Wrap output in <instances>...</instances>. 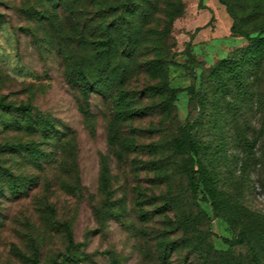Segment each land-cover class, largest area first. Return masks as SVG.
Returning <instances> with one entry per match:
<instances>
[{"label":"rangeland","instance_id":"obj_1","mask_svg":"<svg viewBox=\"0 0 264 264\" xmlns=\"http://www.w3.org/2000/svg\"><path fill=\"white\" fill-rule=\"evenodd\" d=\"M225 2L0 0V264H264V0Z\"/></svg>","mask_w":264,"mask_h":264},{"label":"trees","instance_id":"obj_2","mask_svg":"<svg viewBox=\"0 0 264 264\" xmlns=\"http://www.w3.org/2000/svg\"><path fill=\"white\" fill-rule=\"evenodd\" d=\"M221 3L226 5L225 0H219ZM30 109V108H28ZM180 143L187 149V151L191 154V162L192 164H195L196 166L200 167V160L198 159L199 157V150L197 143L194 139V136L192 134V126L189 123H186L183 128L180 131ZM190 187L192 189H196V179L194 176L190 178ZM227 242L230 243H244L245 242V235L244 233H241L240 236L235 238L234 240H227ZM250 251H251V264H263L259 258L258 253L255 250V245L253 242H248ZM72 240H69V244L67 249L70 250L73 248Z\"/></svg>","mask_w":264,"mask_h":264}]
</instances>
